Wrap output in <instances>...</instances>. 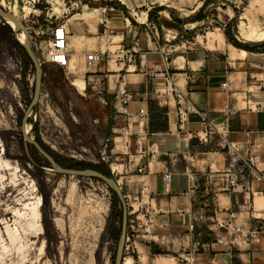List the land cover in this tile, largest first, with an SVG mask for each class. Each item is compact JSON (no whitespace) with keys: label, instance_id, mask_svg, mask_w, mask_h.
<instances>
[{"label":"crops","instance_id":"1","mask_svg":"<svg viewBox=\"0 0 264 264\" xmlns=\"http://www.w3.org/2000/svg\"><path fill=\"white\" fill-rule=\"evenodd\" d=\"M166 1L170 5L159 1L149 8V0H84L61 25L68 43L64 69L72 85L82 86L75 87L79 92L87 83L100 88L97 96L107 109L111 133L104 142H109L110 160L104 163L127 200L129 220L133 216L139 227L128 245L135 255L125 256L123 264H184L193 248L198 250L194 264H264V184L254 181L252 195L224 192L215 172L227 167V154L217 140H200L201 113L217 128H227L228 138L243 153L257 156L258 168L264 170V52L234 46L222 30L203 35L201 42L175 46L171 41L180 30L167 8L178 5L194 13L204 1ZM120 50L138 52L132 62L111 58L87 64L91 52L114 57ZM155 66L169 69L172 82L197 109L182 128L166 78L151 74ZM121 78L133 95L127 106L130 128L134 134L147 132L139 144L123 135L127 117L113 101ZM141 108L149 120L139 127ZM168 173L171 179L165 184ZM228 220L241 232L213 225ZM251 230L258 231V241L249 239Z\"/></svg>","mask_w":264,"mask_h":264},{"label":"rangeland","instance_id":"2","mask_svg":"<svg viewBox=\"0 0 264 264\" xmlns=\"http://www.w3.org/2000/svg\"><path fill=\"white\" fill-rule=\"evenodd\" d=\"M83 1L0 0V9L15 14L27 29L43 69L38 100L28 111L36 70L14 44L22 31L0 18V264H115L123 217L119 199L102 181L55 172L24 136L63 167H96L114 177L101 159L111 133L107 109L97 96L100 88L87 83L79 92L68 70L45 59L53 32ZM202 1L194 13L178 5L167 8L180 30L171 41L175 46L222 30L234 46L264 51V37L250 36L264 34V0ZM33 206L38 215L31 226ZM131 220L126 245L139 229ZM126 245L124 255H135Z\"/></svg>","mask_w":264,"mask_h":264},{"label":"built area","instance_id":"3","mask_svg":"<svg viewBox=\"0 0 264 264\" xmlns=\"http://www.w3.org/2000/svg\"><path fill=\"white\" fill-rule=\"evenodd\" d=\"M157 2V1H156ZM155 0H149V4L152 6L155 3ZM150 25V24H149ZM148 28V26H147ZM145 32L147 33V29L145 28ZM67 41L65 39L64 31L62 29H58L55 32V35L53 38L49 41V47L48 51L46 53V61L60 64L64 66V64L67 61L66 55L64 53V50L66 48ZM118 55V58L120 59L125 58L129 61L134 59V52L132 51H126L123 52L122 55ZM110 57H106L104 54H99L96 52H91L87 54L86 61L88 65H93L98 61L101 60H109ZM175 98L178 105V113L180 116V120L183 121L185 119V115L188 113V110H192V107L189 106V100L186 98V96L182 93L177 92L175 94ZM133 95L127 90V88H120L119 93L115 99L118 101L119 107L118 111L125 114L128 118V121L130 122V115L128 113V101L132 99ZM105 105L108 104L107 101L103 102ZM203 120V119H202ZM137 121L140 126H145V124L148 121V115L147 111L144 108H141L138 113ZM205 126V130L200 137L201 141H209L215 134L218 132L213 131V126L208 124L206 121L203 122ZM130 128L124 129V134L129 135L131 134ZM225 133H218L220 136V140L223 144V147L226 148L227 154L229 156V163L226 167V169L223 172L224 181H223V187L226 191L230 193H238L243 192L244 194H249L252 192V186H251V180H258L264 184V171H261L257 168V158L253 155H247L243 156L239 152V148L235 146V144H232V142H229L225 139ZM140 138H138V141ZM204 140V141H203ZM249 173L250 179L247 180L245 183H240V178L243 173ZM166 178H169V175H166ZM239 180V183H238ZM220 227L225 228L226 230H231L233 232H240L241 228L236 227L233 225L231 221H222L219 224ZM249 239L252 241H258V231L257 230H251L249 233ZM191 261H193V257L190 258Z\"/></svg>","mask_w":264,"mask_h":264},{"label":"bare ground","instance_id":"4","mask_svg":"<svg viewBox=\"0 0 264 264\" xmlns=\"http://www.w3.org/2000/svg\"><path fill=\"white\" fill-rule=\"evenodd\" d=\"M157 1V2H156ZM167 2L166 0H155V2L156 3H158V2ZM164 2V3H165ZM155 3V4H156ZM163 3V4H164ZM168 3V2H167ZM166 3V4H167ZM155 4L154 5H150L149 4V2H148V6H149V8H154V6H155ZM169 4V3H168ZM2 10V9H1ZM4 11V10H3ZM6 12V11H5ZM10 13V12H9ZM15 17H17L15 14H13ZM17 19V18H16ZM6 22L12 27V28H14V27H16V22L15 21H11V20H6ZM150 24V25H149ZM149 27L147 28V34H149L150 32H151V28H150V26L152 25L151 23H148L147 24ZM58 29H62L63 31H64V35H66V33H65V29L61 26V27H58L56 30H58ZM56 30L53 32V36L55 35V32H56ZM251 36V38H255V39H260V38H262V37H264V34H258V35H255V34H251L250 35ZM53 38V37H52ZM51 38V39H52ZM26 39H27V36H26V33L25 32H21V33H19L18 34V40L20 41V43H21V45H22V43H24L25 41H26ZM50 39V40H51ZM68 44V43H67ZM66 47H67V45H66ZM173 48H174V46H172ZM168 49V48H167ZM126 51H132V52H134V59H132V60H128V59H125V58H118V55H116V54H119V55H122L123 54V52H126ZM138 51L137 50H120L119 52H116V54H115V56L113 57V56H111V54H104V55H106V57H110V58H115L116 60H118V61H127V62H132V61H134L135 60V54L137 53ZM64 53H65V50H64ZM100 54V53H99ZM65 55H66V53H65ZM167 55H166V53H165V57H166ZM66 58H67V55H66ZM110 60V59H109ZM109 60H107V61H109ZM67 65V61H66V63L64 64V66L63 67H65ZM153 73V76H156V74L157 73H162V75H163V77L164 78H166V80H167V84L170 86V88H171V91H172V94L174 95V98H175V94L177 93V92H179V93H182V94H184L185 96H186V98L189 100V106H191L192 107V110H188V113L185 115V119L183 120V121H181L180 120V116H179V113H178V105H179V103L177 102V100H176V98H175V100H176V102H177V113H178V117H179V126H180V128H182L183 126H184V124L187 122V120H188V117H189V115L190 114H192V113H195V112H197V109L195 108V106L192 104V102L190 101V99H189V97H188V95H187V93L186 92H184V91H182V90H180L173 82H172V80H171V78H172V75H171V73H170V71H169V69L168 68H166L165 70H161L158 66H155V69L153 70V72H151V74ZM78 83L76 82V81H74L73 82V85L74 86H76L78 89H82V86H78L77 85ZM80 84V83H79ZM120 88H127L126 87V82H125V79L124 78H121V80L119 81V83H118V87H117V90H116V93H115V95H114V98H113V101L117 104L118 103V101L115 99V97H117V95H118V93H119V90H120ZM262 90H263V92H264V86H263V88H262ZM102 100V102H104V101H107L108 102V100L106 99V98H102L101 99ZM131 100V99H130ZM129 100V101H130ZM129 101H128V103H129ZM108 104H109V102H108ZM128 106V105H127ZM145 109V108H144ZM146 110V109H145ZM147 111V110H146ZM120 114H122V115H124L125 117H127L125 114H123V113H121V112H119ZM147 115H148V120H149V114H148V112H147ZM200 116H201V125H202V132H201V134H200V137L202 136V134H203V132H204V130H205V126H204V124H203V122L204 121H206L209 125L211 124L212 126H213V131L214 132H218V133H224L225 131H226V133H225V139L227 140V141H229V142H232V144H235V146H237L238 148H239V152H240V154L241 155H243V156H247V155H253V156H255L254 154H251V153H243L242 152V149H241V147H240V145L237 143V142H234V141H231L229 138H228V129L227 128H217L216 126H214L208 119H207V117L205 116V115H203V114H201L200 113ZM203 119V120H202ZM127 121H128V118H127ZM148 122V121H147ZM29 125L27 126V130H29ZM125 128H130V125H129V121H128V125L126 126V127H124L123 128V130H122V133H123V135H125L124 134V129ZM130 130H131V128H130ZM131 134H129V135H125V136H127V137H134L135 138V140H136V142L139 144L140 143V141L142 140V138H143V136H145L146 134H147V132L143 129V130H139L138 131V133L137 134H134L133 133V131L131 130ZM215 134L211 139H215V140H217V142L219 143V145L223 148V150L225 151V153L227 154V151H226V148L225 147H223V144H222V142H221V140H220V136H219V134ZM24 135H27L25 132H24ZM138 138H140V140L138 141ZM210 139V140H211ZM201 140V139H200ZM210 140L207 142V141H204L203 143H209L210 142ZM109 145L107 144V143H105V145H104V148L102 149V151H101V159L104 161V162H109V160H110V155H109ZM227 157H228V163H229V156H228V154H227ZM256 158H257V168H258V157L257 156H255ZM59 164V163H58ZM62 166V165H61ZM63 167V166H62ZM64 168H66V167H64ZM73 169V168H72ZM226 169V168H225ZM224 169V170H225ZM259 169V168H258ZM95 170V169H94ZM224 170H222V171H217V172H215L217 175H219L220 177H221V188H222V190L224 191V192H227V193H229V194H239V193H243V192H238V193H230V192H228V191H226L225 189H224V187H223V181H224V176H223V172H224ZM259 170H261V169H259ZM98 171V170H97ZM261 171H264V170H261ZM99 172H101V171H99ZM138 172L139 173H143V172H145V170H144V168H139L138 169ZM147 172H151V170L148 168V170H147ZM102 173V172H101ZM104 174V173H103ZM105 175V174H104ZM166 175H169V178L167 179L166 178ZM166 175H164L163 176V181H164V183L165 184H168L169 183V181H170V179H171V174L170 173H168V174H166ZM107 176V175H106ZM107 177H109V176H107ZM109 178H111V177H109ZM111 179H114V178H111ZM250 179V175H249V173H247V172H245V173H243L242 175H241V178H240V183L241 184H243V183H245L247 180H249ZM115 180V179H114ZM100 181V180H99ZM116 181V180H115ZM254 181H258V180H251V186H252V183L254 182ZM117 182V181H116ZM260 182V181H259ZM238 183H239V180H238ZM262 183V182H261ZM117 184H118V182H117ZM119 185V184H118ZM119 187H120V185H119ZM109 188V187H108ZM110 189V188H109ZM120 189H121V187H120ZM111 190V189H110ZM112 191V190H111ZM121 191H122V189H121ZM114 192V191H113ZM253 186H252V192L251 193H249V194H245V195H252L253 194ZM115 193V192H114ZM122 193H123V191H122ZM263 193H264V191H263ZM116 194V193H115ZM124 195V194H123ZM117 196V195H116ZM118 198V197H117ZM124 198H125V196H124ZM119 199V198H118ZM38 200V199H37ZM125 200H126V198H125ZM120 201V200H119ZM41 202V200L39 199L38 201H37V203H40ZM121 203V202H120ZM126 203H127V200H126ZM121 206H122V204H121ZM127 210H128V204H127ZM122 214H123V206H122ZM37 212H36V209H35V206H33V207H31V226H34V223H35V219L37 218ZM231 216L232 217H235L236 216V214H234V213H231ZM128 218H129V210H128ZM152 219H153V216L151 215V216H149V218H148V224H147V227L146 228H148L149 226H150V224L152 223ZM222 221H216L213 225L214 226H217L219 229H223V230H226L225 228H222V227H220L219 226V224L221 223ZM232 222V221H231ZM29 227V226H28ZM237 227V226H236ZM240 228V227H239ZM121 231H122V229H121ZM226 231H231V230H226ZM233 232V231H232ZM241 232V231H240ZM127 237H128V235H127ZM127 241V240H126ZM127 246V249H128V245H126ZM197 252H198V250L196 249V248H193L192 250H191V252L188 254V256H186L185 258H183V261H184V264H194L195 263V260H196V254H197ZM191 257H193V261H191L190 260V258ZM126 257H125V255H124V259H125ZM124 259H123V262H124Z\"/></svg>","mask_w":264,"mask_h":264},{"label":"water","instance_id":"5","mask_svg":"<svg viewBox=\"0 0 264 264\" xmlns=\"http://www.w3.org/2000/svg\"><path fill=\"white\" fill-rule=\"evenodd\" d=\"M0 18H3L5 20H11L16 22V27H14V30H21L26 33L27 39L24 43H22L23 48L25 49L26 53L28 54L30 60L32 61L33 66L36 70V81H35V92L34 96L32 98V101L29 105L28 111L33 108V106L36 104L38 97H39V90L41 85V79L43 75V69L39 66L37 62V58L34 54V51L31 47L29 37H28V31L24 27V25L19 21L17 17H15L12 13L5 12L0 9ZM17 18V19H16ZM26 120V116L24 118V121ZM26 140L32 144L34 147H36L41 154L45 156V158L48 160L50 165L52 166L53 170L59 174L68 175V176H78V177H89L93 179L100 180L104 182L112 191H114L119 198L122 206H123V217H122V231L121 235L118 241V248L115 258V264H123L124 259V248L126 245V239H127V218H128V210H127V203L124 198V195L117 184V182L114 179H111L104 175L103 173L94 170V169H72V168H64L60 164H58L52 156H50L48 153H46L37 142L30 139L27 135H24Z\"/></svg>","mask_w":264,"mask_h":264},{"label":"trees","instance_id":"6","mask_svg":"<svg viewBox=\"0 0 264 264\" xmlns=\"http://www.w3.org/2000/svg\"><path fill=\"white\" fill-rule=\"evenodd\" d=\"M8 31H11L10 30V28L9 27H7L6 28ZM227 34V33H226ZM228 35V34H227ZM14 44L16 45V47H18L19 49H23L24 51H25V49L23 48V46L19 43V42H14ZM245 49H250V48H245ZM262 52H264V51H262ZM25 53H26V51H25ZM26 56L28 57V59H29V61H30V63L32 64V61L30 60V58H29V56H28V54L26 53ZM68 168V167H67ZM70 168V167H69ZM93 169H95V170H98V171H100V169H98V168H96V167H94ZM102 172V171H101ZM102 173H104V172H102ZM105 175H107V176H109L108 174H106V173H104ZM109 177H112V176H109ZM111 191V190H110ZM114 195H116L113 191H111ZM117 197V196H116Z\"/></svg>","mask_w":264,"mask_h":264}]
</instances>
